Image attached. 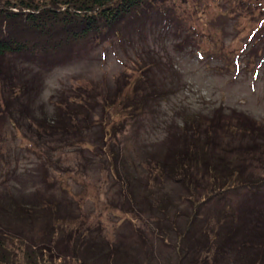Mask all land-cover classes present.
<instances>
[{
	"label": "rangeland",
	"instance_id": "rangeland-1",
	"mask_svg": "<svg viewBox=\"0 0 264 264\" xmlns=\"http://www.w3.org/2000/svg\"><path fill=\"white\" fill-rule=\"evenodd\" d=\"M167 3L179 21L185 22L191 38L188 48L178 51L167 32L150 35L147 42L154 54L149 56L158 64L153 72L147 68L140 71L141 63L132 55L135 49L112 36L72 42L61 54L42 60L51 70L38 75L41 93L29 97H34L32 102L37 100L36 106L51 113L60 103L59 94L65 95V104L68 100L72 105L81 104L82 96L95 94L89 106L92 103L96 109L91 108L89 116L86 111V115H80L82 136L77 143L50 146L52 141H42L44 130L37 132L39 126L36 131L33 122L27 123L26 113H17V96L13 93L17 90L9 85L4 93L1 91L0 192L25 193L33 201L27 216L20 212L25 207L11 211L12 202L7 198L2 199L4 205L0 204V228L8 236V251L14 253L13 259L19 264H178L180 235L174 230L175 235L170 236L173 229L161 226L172 223L184 230L187 217L181 209L194 214L195 207L187 202L192 195L200 205V211L196 210L200 223L195 224L208 233L227 225L230 219L225 215L232 208L245 212L251 206L255 208L253 214L258 210L264 214V149L242 152L237 158L233 153L225 166L239 162L244 165L243 174L230 168L211 188L209 183L214 180L205 171L195 193L170 177L157 176L156 163L149 162L152 154L164 150L167 141L177 144L175 136L170 135L180 133L185 118L182 115L194 112L240 115L247 125L255 121L254 130L241 125L215 131L219 137L212 139H222L224 145L229 142L230 147L252 141L248 136L264 135V24L260 20L264 9L260 14L259 8L248 12L238 0ZM41 56L37 53L38 63L28 60L21 67L37 74ZM160 66L179 78L172 85L166 79L161 82L167 83L164 92L168 96L156 101L148 98V104L130 108L132 103L122 98L128 97L134 84L141 85L138 80L144 82L149 77L160 83ZM119 87L123 93L116 98ZM232 132L238 136L229 135ZM219 186L225 189L221 196L215 191L214 198L207 197ZM57 202H61V210ZM247 220L253 225L249 217ZM253 221L264 228V215ZM21 229L26 234L21 235ZM261 249L264 257V245ZM227 259L230 256L219 261L211 256L209 261L230 264ZM248 260L249 264H264V258L263 262Z\"/></svg>",
	"mask_w": 264,
	"mask_h": 264
},
{
	"label": "trees",
	"instance_id": "trees-1",
	"mask_svg": "<svg viewBox=\"0 0 264 264\" xmlns=\"http://www.w3.org/2000/svg\"><path fill=\"white\" fill-rule=\"evenodd\" d=\"M240 1H243L242 5H240ZM238 3L248 12H253L255 8H259L260 11L257 13L260 14L264 9V0H238ZM240 6L238 8L242 9ZM260 15V20L264 24V13ZM255 32L253 31L250 37H253ZM157 33H166L167 36H172L175 49L178 51L188 48L191 38L190 31L186 28L184 21H179L175 10L168 5L167 0H0V94H2L1 91L4 93L6 86L9 85L17 90L12 91L17 96L14 103V105H18L17 113H26L27 123L33 122L36 131L39 126L37 132L44 130L46 134L41 133L42 141L43 139L52 141L50 146L54 143L72 145L70 142H73L75 144L82 136L79 134V126L83 120L80 115H86L88 112L89 116V113L93 111L91 108L96 109L92 103L89 106L90 99L95 94L87 97L82 96V103L75 102L74 105L70 104L68 100L65 104V95L59 94L60 103L55 105V110L51 113L42 106H36L37 100L32 102L31 99L34 97H29L38 96L41 93L42 84H40L38 75L40 76L41 72L49 73L51 70V67L46 66L42 60L50 59L51 55L61 54L63 47L72 42L107 39L112 36L113 39L118 38L125 46L135 49L132 55L134 58H138L137 63L143 64H139L140 71L147 68L148 71L153 72L152 68H156L155 65L158 64L152 56H149L154 53L147 40L150 35L153 36ZM262 37L261 39H264V32ZM37 53L42 54L40 61L42 63L38 67L39 72L37 71V74L32 71L26 72L21 64L23 65L28 60H34L38 63ZM199 54L202 55V52L199 51ZM165 66H160L162 70L160 83L149 77L144 82L138 80L141 85L134 84L132 91L127 92L129 93L128 97L122 98V100H126L127 103L131 102L130 108H138L141 103L148 104V98L156 101L159 98L167 97L165 88L168 85L167 83L162 85L161 82L166 79L172 85L174 80L179 78H174L175 74ZM159 86L162 88L159 89ZM122 93L123 89L119 87L114 96L118 98V95ZM4 97L5 102H7L8 96L4 94ZM20 98L25 99L21 101ZM182 116L185 118L180 133L170 135L171 138L175 136L178 141L177 144L175 141H167L164 150L162 149L157 155L152 154L149 162L156 163L155 170L159 172L157 176L170 177L177 183H183L186 188L193 190L192 193L198 189L200 181L205 176V171L210 172L209 176L214 180L209 183L211 188L216 186L222 178L220 176L225 175L227 170L230 171V168L232 172L239 171L240 174H243L244 165L242 166L239 162L229 165V167L225 166L226 161L233 153L236 154L235 158H237L236 156L242 152L264 149V135L261 134H258L261 136H256V134L248 136L253 140L248 143L242 141V143L232 147H230L229 142L224 145L222 139L219 142L212 139V136L219 137V135L216 136L215 131L217 129H237L243 125L246 129L250 127L254 130L255 121L247 125L246 119L241 118L240 115L207 116L197 115L194 112ZM229 135L238 136L233 132ZM46 147L49 148V146ZM45 153L47 151L43 154ZM237 167H240L239 170L236 169ZM241 183L244 184V182ZM250 184L255 187V184ZM224 190L219 186L216 190H212V193H209L207 197L214 198L212 196L215 191L220 192L219 196H221ZM5 193L6 195L0 192V204L4 205L2 199L7 198L12 202L11 211H20L19 209L23 210L25 207L24 211L20 212H22L21 216H27L33 201H29L25 193L20 195L13 191ZM167 198L170 199V197ZM187 202L195 207V212L188 214L187 211L181 209L183 216L187 217V225L184 230L175 227L172 223L170 225L164 223L161 226L165 230L173 229L169 231L170 236L174 230L177 231L178 236L180 235L181 243L177 249L176 257L178 264H184V262L187 264H211L209 261L211 256L212 258L215 257L216 261H219V258L224 260L225 257L230 256V259H227L230 264H249L247 263L248 259L263 262L264 257H261L263 256V249L261 248L264 245V228L260 223L253 221L264 215L257 213L260 210L253 214L255 208L251 206L247 207L249 209L245 211L248 213L240 208H232L230 213L225 215L227 219H230L227 222L228 227L224 223L220 227L218 226V229L214 230L213 233H208L204 228L201 229L202 225L198 228V224H195L200 223L198 221L200 212H196V210L200 211V205L197 206L193 195L187 199ZM177 205L181 204L178 203ZM56 206H60L61 210V202L60 205L57 202ZM4 208L1 206V209ZM225 211L223 210L222 213ZM67 212L70 214L69 211ZM248 217L252 220L250 224L253 225L247 224L249 223ZM23 221L29 224L27 219ZM19 223L22 224V222ZM23 229L20 230L21 235L26 234ZM243 233L248 234L244 237ZM5 237L8 236L0 228V264H19L13 259L14 253L8 251L6 243L8 241ZM242 258L243 260H241ZM231 261L234 262L231 263ZM81 264L92 263L83 261Z\"/></svg>",
	"mask_w": 264,
	"mask_h": 264
}]
</instances>
